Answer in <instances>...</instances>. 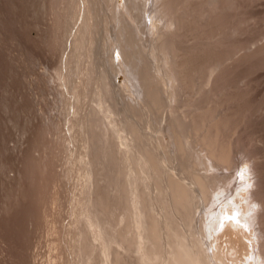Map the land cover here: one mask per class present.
Listing matches in <instances>:
<instances>
[{
	"label": "rangeland",
	"instance_id": "1",
	"mask_svg": "<svg viewBox=\"0 0 264 264\" xmlns=\"http://www.w3.org/2000/svg\"><path fill=\"white\" fill-rule=\"evenodd\" d=\"M141 1L142 23L146 27L140 42L155 52L154 48L167 39L174 46L168 45L176 49L167 58L172 62L167 63L161 56L154 61L163 87L169 88L174 81L177 95L175 99L167 97L166 109L156 116L159 122L155 125L160 130L152 134L168 142L170 134L165 128L171 116L179 115L188 123L197 118L204 121L205 115L204 129L212 123L208 129L214 128L215 132H211L218 134V145L228 148L232 163L218 171L222 180L229 181L227 189L223 188L209 208L201 204L196 216L206 211L212 220L211 211L222 210L219 213L226 218L231 214L227 206L237 204L232 198L240 196L241 201L244 194L239 192L245 193L244 208L236 205L240 207L235 218L241 219V212L249 214L252 223L247 233L252 240H247L257 250L264 244V0ZM125 2L0 0V264H84L87 260L78 249L84 234L82 227L90 210L94 212L91 215H96L103 209L95 208L100 205L93 203L104 194L106 185L100 177V167L90 163L85 120L98 104L94 95L100 88L97 73L107 70L118 108L137 95L135 88L130 89V77L115 40L119 25L110 18V9L115 6L124 10ZM135 14L128 16L129 20H134ZM91 38L96 46L89 54ZM110 59L113 60L109 62ZM95 62V74L87 81L89 66ZM167 66H173L175 71L172 82L166 76ZM124 84L129 88H123ZM110 102L107 99L105 104ZM117 114L112 115L116 119L113 124L122 136L128 135L119 126L122 113ZM147 114H143L144 123L151 117ZM129 115L134 121L136 117ZM139 124L152 132L143 122ZM193 133L188 134L191 143L196 138ZM171 164L174 172L183 177L178 158ZM113 195L108 204L115 216L107 215V219L100 213L101 218L99 214L92 216L96 220L93 224L86 222L96 247L104 240L98 233L99 220L115 228L125 221V210ZM115 201L120 209L114 210ZM91 208L100 211L96 213ZM210 218L207 221L212 227ZM92 259L96 263L98 256Z\"/></svg>",
	"mask_w": 264,
	"mask_h": 264
},
{
	"label": "bare ground",
	"instance_id": "2",
	"mask_svg": "<svg viewBox=\"0 0 264 264\" xmlns=\"http://www.w3.org/2000/svg\"><path fill=\"white\" fill-rule=\"evenodd\" d=\"M125 1L126 6L123 5L125 6L124 10L116 9L115 6H113L114 3H112L114 8L110 9L112 10L110 18L119 25V28L116 27L118 31L115 34V40L118 43V50L122 56V62H124L123 64L130 77V79L128 78V81L132 85H129L130 89L132 90L133 87L134 90L135 88L134 93H137V95L135 98L130 95L132 99H128L127 101V95L125 94L126 96L124 98L127 102L124 100L125 104H123V107L118 108L114 98L116 93L108 80L109 75L107 70H102L103 72L100 71L102 73L96 72L99 74L96 75L99 78L98 80H100V88L94 93L98 104L95 103L96 106H93L94 108L92 107L85 117L87 123L86 130L89 133V137L87 138L90 140L89 143L91 147H88L89 150L91 149L90 163L93 166L98 165L100 167L102 171V173L100 171L102 175L100 177L104 179L103 181L106 183L104 191H102L104 194L98 197L96 202L94 201L93 203V205H100V207L96 205L97 207L95 208L103 209L101 211L99 209L94 210L95 208L91 209L96 213L100 211L97 213L100 218L101 215L102 217L106 215V217L103 218H107V215L111 214L115 216L113 215V208L111 209L108 204V201L110 202L108 199H111V196L114 194L113 196H116L115 200L118 199V202L125 210V215L123 216L125 221L122 219L124 224L120 227L117 224L116 226L118 228H115L108 223L104 226L103 221L100 222L101 220H99L101 225L99 227L101 229L99 228L100 232L98 233L101 234L104 240L102 239L103 243H100V247H98L99 245L97 246L99 248L98 254L95 255L94 252L97 247L91 240L92 238L89 237L90 231L87 228L89 226L88 224L86 225V222L89 224H93V221L96 222L92 216L97 217V214L91 215L94 214V212L92 213L90 210L91 212L89 211L86 217L87 220L84 222L85 225L82 227L84 234L81 238L80 248H78L80 249L81 255L83 257L85 256L84 258L87 259L85 260L86 262H84L86 264H264V244L257 250H254L251 248L252 242L250 241V246L247 240V237H250V233H247V230L251 226L252 219H250L249 214L246 216V213L241 212L242 208H244L242 201H244V196H246L245 193H241L239 190L240 194H244L243 200L241 201L239 200L240 198H238L240 196L235 197L233 195L234 193L232 194L234 197H231L236 201H234L235 204L237 203L242 207L240 210L243 214L242 218H238L240 220L235 218L237 215L236 212L239 211L238 208L240 207L236 206L237 204L234 206L231 205L229 208L227 206L228 210L231 208L229 210L231 214L229 212L230 215H226V218H224V214H220L222 210L219 211L220 213H213L211 211L210 216H214L212 220L210 217H207L209 213L206 211V214L202 212V215L196 216L197 208L201 204L208 207V205L214 203L215 199L223 193L222 191H224L225 188L227 189L226 185L229 182L222 180L223 175L220 177L218 171L219 169L228 168L231 165L232 156L230 157V152L226 146L223 144L218 145V134L216 135L214 133L215 135H213L211 132L214 128H212L211 131L208 129V127L211 128L212 123H209L210 126H207V122V127L204 129L205 127L203 125L206 122L205 115V122L201 118L202 116H200L201 119L197 117H195L197 119L191 118L192 121L189 119L190 121L188 123L183 121L179 115L171 116L165 128L170 134L169 143L161 140V137L159 138L158 136L159 134H157V136L152 134L160 130V126L155 125V123L158 124L159 114L163 109H166V103H168L166 102L167 97L171 95V99L173 96V99H175L177 95V88L173 86L174 81L171 80L175 72L173 66V69L168 66L167 69L165 68L167 70V72L165 71L167 75L165 72L164 74L171 82L173 81L172 85L170 84V89L167 87V89H165L164 87L166 85L163 87L161 84V76L159 77V75H157L158 73H156L157 68L155 71L156 66L154 61L156 59L157 62V59L161 56L167 62V58L171 56V51L174 53L176 49L174 50V47L171 48L170 45H173V42L170 40L171 43L167 39L160 40L161 43L159 46L154 48V50L156 49L155 52L152 50L153 47H150L152 49H148L147 46L142 44L140 42L143 38L141 35L144 34L143 32H145L146 27L145 24L142 23V21L144 22L142 18V9L144 5H142L141 0ZM134 10L136 14L132 12ZM132 13L135 14L133 16L134 20H129L128 16H132ZM163 16L164 14L162 17ZM158 18L156 22L159 23L161 17L159 21ZM153 25L155 24L153 23ZM157 26L158 25H155V27ZM152 29L153 28L150 27L149 30ZM94 43H96L95 39L91 38L90 46L88 43L89 48L85 47L89 49V54L94 52ZM169 43L170 45H168ZM82 47L81 49H83ZM77 49L79 50V48ZM87 49L85 50L87 51ZM157 53L160 55H157ZM113 59H110L109 62ZM170 61L172 62V60H168L167 63H170ZM94 66H96V62L95 65L91 63V66H89L90 68L86 77L87 81L95 74H93V72L96 71V69L94 70ZM166 76L164 78H166ZM168 82L171 83L170 81ZM124 85H126V87L124 86L123 88H129V86L127 87L128 84ZM151 86H154V89H151ZM130 89L129 91H131ZM122 90L123 89H121V91ZM166 92L168 93L167 96H165ZM107 99L109 101L111 100L110 105H108V103L105 104ZM146 111L149 112L148 114H150L151 117H147L145 124L144 121L146 118H144V115L147 114ZM208 112H206V114H208ZM116 113H122L119 126L129 135V139L128 135L124 133L122 136V134H120L121 132L118 131L119 128L114 125L116 119L112 117V115H116ZM129 114H131V117H136L137 119L135 118L133 121V118H129ZM143 118L144 121H142ZM155 118L157 120H155ZM139 121L140 123L143 122V126L152 132L149 133L150 131L147 132L145 129L141 128ZM214 122L220 123V121ZM219 127L220 126H218L217 129ZM222 127L223 126H221V128ZM165 129L164 131H166ZM189 132L191 134H196V138L192 143L188 140ZM124 136H127V138ZM171 147L174 149V154L170 149ZM203 150L206 151L205 154L202 153ZM175 157L179 160V168H181L180 170L183 173V177L178 176L174 172L171 163ZM100 174L98 172V175ZM101 178L100 181L102 180ZM112 191L113 194H111ZM233 200L231 202H233ZM116 205H113L114 210L119 207L118 205L116 207ZM218 205L221 204L219 203ZM214 210L216 211V209ZM204 214L206 216H204ZM209 218L210 222H213L212 225L214 226L211 225L212 227L209 226V221H207ZM107 219H109V216ZM114 219H116V217ZM115 221H117V219ZM95 224L97 226L98 223ZM92 256L94 259L98 256V259H95L97 262L94 260L96 263L91 262L93 260Z\"/></svg>",
	"mask_w": 264,
	"mask_h": 264
}]
</instances>
